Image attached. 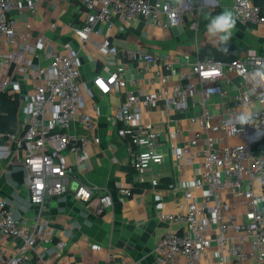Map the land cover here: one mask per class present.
Listing matches in <instances>:
<instances>
[{
	"label": "built area",
	"instance_id": "obj_1",
	"mask_svg": "<svg viewBox=\"0 0 264 264\" xmlns=\"http://www.w3.org/2000/svg\"><path fill=\"white\" fill-rule=\"evenodd\" d=\"M24 1L34 11L39 0ZM84 4L85 20L71 24L82 39L90 38L98 22L113 27L116 17L127 24L143 16L153 24L171 27L195 9L193 0H84ZM13 8L22 9V0H0V46L3 41L29 44L30 33L19 34L17 19L10 14ZM233 11L242 22L264 25V0H234ZM100 46L108 56L91 84L83 80L79 52L70 43L66 51L50 50L47 65L36 67L28 58L17 68L21 82L30 81L33 86L25 89L21 82L14 84L20 94L23 126L6 134V147L0 152L6 153L7 167L22 172L29 203L39 209L36 221L28 224L0 194V235L19 240L13 253L0 245V264H55L44 254L53 244L62 250L66 241H55L52 227L41 219L48 197L71 191L76 199L87 202L94 196L95 187L80 182L73 167L86 164L89 145L102 142V107L95 103V114L87 111L84 90L93 99L97 92H125L122 103L104 114L117 126L119 138L136 151L133 178L120 189L121 201L132 195L136 184L160 187L153 166L164 162L160 148L166 143L181 167L191 163L199 167L191 179L163 187L181 194L185 201L183 211H159L162 221L177 226L165 231L157 246L164 264H200L207 252L219 264H264V82L257 83L252 76L264 65V54L249 48L243 56L229 60L189 52L159 56L142 47L113 45L108 38ZM8 59L9 54L0 51V77ZM129 60L138 63L147 89H140L137 78L128 77ZM228 72L237 76L238 89H225L220 82ZM213 97L221 98L217 113L209 108ZM143 106L162 107L168 116L197 106L198 128L180 144L181 130L157 129L143 119ZM244 113H251L250 123L239 122ZM231 137L241 141L231 144ZM68 152L75 156L74 164L67 160ZM195 189L201 194L196 195ZM226 190L230 193L225 196ZM112 198L110 192L102 194L99 211Z\"/></svg>",
	"mask_w": 264,
	"mask_h": 264
},
{
	"label": "crops",
	"instance_id": "obj_2",
	"mask_svg": "<svg viewBox=\"0 0 264 264\" xmlns=\"http://www.w3.org/2000/svg\"><path fill=\"white\" fill-rule=\"evenodd\" d=\"M233 2L234 0H193L195 9L185 16L181 24L171 27L153 24L151 19L143 16H137L127 24H123L116 17L113 27L98 22L90 38L82 39L71 24L80 25L85 20L84 0H39L34 11L22 0L23 8H13L10 14L17 19L19 34L30 33L29 44L21 45L18 42L11 45L6 41L2 42L0 51L9 54V59L6 60L0 77L1 91L12 97L17 96L20 100V94L14 88V84L21 82L17 68L28 58L33 59L36 67L47 65V53L52 49L66 51L67 43L78 50L82 62V78L89 84L108 56L106 50L100 46L106 38L113 45L142 47L159 56H176L189 52L205 57L214 56L216 53L219 58L229 60L236 53L243 56L249 48L264 54V25L240 22L245 30L235 32L233 29L227 43L221 42L218 36L208 34L206 25L209 20L206 17L215 16L224 9L231 10L234 15ZM129 62L128 77L137 78L140 89H147V80L138 63L135 60ZM220 82L225 89H238V78L234 73H226ZM21 83L25 89L33 86L30 81L22 80ZM128 88L132 89L133 86L129 85ZM84 96L87 111L95 114V103L102 107L103 114L99 119L102 142L89 145V161L73 167L80 182L95 187L94 196L87 202L76 199L71 191L63 196L48 197L41 219L52 227L54 240L63 239L66 246L59 250L53 244L44 256L55 264H106L109 261L115 264H164L157 246L164 232L177 229V226L165 223L158 214L160 210L167 213L183 211L185 201L181 194H171L163 187L171 181L191 179L199 167L197 163L181 167L166 143L160 148L165 155L164 162L153 166V171L160 178V187L154 188L150 183L136 184L132 195L121 201L118 197L120 189L127 187L133 178L136 151L119 138L117 126L109 123L104 114L122 103L125 92H97L93 99L84 90ZM220 101V97H213L209 108L215 113L219 112ZM19 110L18 130L23 126ZM199 114L200 108L197 106L187 113L174 111L170 116L162 107L149 109L143 106L142 116L161 131L179 128L181 134L178 142L182 144L197 130L199 122L194 117L198 118ZM240 141L239 137L228 139L231 144ZM6 143V134L0 130V148L6 147ZM5 155V152H0V194L8 199L10 205L15 207L28 224H32L36 221L35 215L39 207L29 203L27 189L16 179L19 171L7 167ZM66 156L69 163L74 164L75 156L69 152ZM75 186L76 184L72 188ZM20 188L25 195L20 193ZM106 192L111 193L113 201L99 211V197ZM194 193L200 195L201 191L195 189ZM228 193L229 190L223 192L225 196ZM157 195L161 198H157ZM0 245L8 253H13L18 249L19 240L0 235ZM200 264L219 263L212 252H207L200 258Z\"/></svg>",
	"mask_w": 264,
	"mask_h": 264
},
{
	"label": "clouds",
	"instance_id": "obj_3",
	"mask_svg": "<svg viewBox=\"0 0 264 264\" xmlns=\"http://www.w3.org/2000/svg\"><path fill=\"white\" fill-rule=\"evenodd\" d=\"M209 23L206 25L209 35L218 36L220 41L227 43L232 35V30L235 28L236 19L231 10L224 9L215 16L209 15L206 17ZM227 51V49H224ZM253 81L259 83L264 82V65L260 69L252 73ZM251 113H244L238 117L241 124L251 122Z\"/></svg>",
	"mask_w": 264,
	"mask_h": 264
},
{
	"label": "trees",
	"instance_id": "obj_4",
	"mask_svg": "<svg viewBox=\"0 0 264 264\" xmlns=\"http://www.w3.org/2000/svg\"><path fill=\"white\" fill-rule=\"evenodd\" d=\"M230 45L232 46V44ZM202 53L205 55V50H203ZM210 55H213V54H210ZM238 56L239 55L236 53L233 55L232 58H235ZM213 57L219 58L218 54L216 53L214 54ZM219 59H222V58H219ZM19 103H20V100L17 96L12 97L8 95L7 92L0 91V130L4 134L15 132L19 128L18 127L19 118L17 115L18 110L20 108ZM22 176H23L22 172L19 171V173L16 174V179L19 182H22Z\"/></svg>",
	"mask_w": 264,
	"mask_h": 264
},
{
	"label": "rangeland",
	"instance_id": "obj_5",
	"mask_svg": "<svg viewBox=\"0 0 264 264\" xmlns=\"http://www.w3.org/2000/svg\"><path fill=\"white\" fill-rule=\"evenodd\" d=\"M235 19H236V25H235V28H234V31L235 32H239V31H241V30H245L244 29V27L242 26V24L240 23V22H242V21H240L238 18H236L235 17ZM235 32H233V34L235 35L236 33ZM19 191H20V193H22V194H24V192L21 190V188L19 189ZM25 195V194H24Z\"/></svg>",
	"mask_w": 264,
	"mask_h": 264
}]
</instances>
